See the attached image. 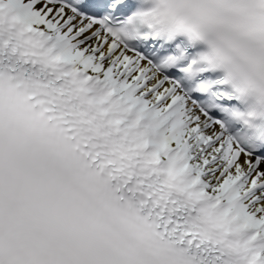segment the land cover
<instances>
[{
  "label": "snow or ice",
  "instance_id": "obj_1",
  "mask_svg": "<svg viewBox=\"0 0 264 264\" xmlns=\"http://www.w3.org/2000/svg\"><path fill=\"white\" fill-rule=\"evenodd\" d=\"M0 264H264V0H0Z\"/></svg>",
  "mask_w": 264,
  "mask_h": 264
}]
</instances>
